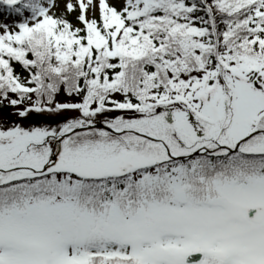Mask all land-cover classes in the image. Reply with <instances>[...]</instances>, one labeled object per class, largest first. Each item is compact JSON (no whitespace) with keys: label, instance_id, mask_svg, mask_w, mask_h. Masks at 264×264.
<instances>
[{"label":"snow or ice","instance_id":"6c2138e0","mask_svg":"<svg viewBox=\"0 0 264 264\" xmlns=\"http://www.w3.org/2000/svg\"><path fill=\"white\" fill-rule=\"evenodd\" d=\"M3 3L0 264H264V0Z\"/></svg>","mask_w":264,"mask_h":264}]
</instances>
